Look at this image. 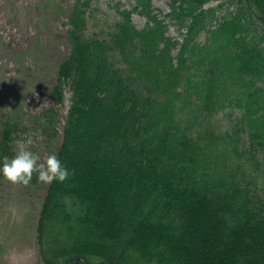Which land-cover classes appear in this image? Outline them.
<instances>
[{
    "label": "trees",
    "instance_id": "obj_1",
    "mask_svg": "<svg viewBox=\"0 0 264 264\" xmlns=\"http://www.w3.org/2000/svg\"><path fill=\"white\" fill-rule=\"evenodd\" d=\"M93 1L69 8L33 119L72 173L28 184L44 192L36 264H264V0H135L89 34ZM25 124L0 101V161Z\"/></svg>",
    "mask_w": 264,
    "mask_h": 264
},
{
    "label": "rangeland",
    "instance_id": "obj_2",
    "mask_svg": "<svg viewBox=\"0 0 264 264\" xmlns=\"http://www.w3.org/2000/svg\"><path fill=\"white\" fill-rule=\"evenodd\" d=\"M75 1L0 0V101L32 128L19 131L18 139L31 138V150L39 152L42 159L55 154V141L49 143L46 136L36 131L33 119L53 105L50 84L55 80L58 62L69 49L65 22ZM151 2L163 12L169 9L167 0ZM134 4L135 0H94L88 11V33L107 28L117 18V7L130 9ZM214 4L216 1H211L206 6ZM132 21L141 28L146 19L134 13ZM169 33L176 36L173 26ZM69 95L66 91L62 104L57 105L55 140L62 133ZM228 114L229 109H225L216 115V127L227 124ZM43 195L39 184L24 186L6 179L0 181V264L38 263L35 229Z\"/></svg>",
    "mask_w": 264,
    "mask_h": 264
},
{
    "label": "clouds",
    "instance_id": "obj_3",
    "mask_svg": "<svg viewBox=\"0 0 264 264\" xmlns=\"http://www.w3.org/2000/svg\"><path fill=\"white\" fill-rule=\"evenodd\" d=\"M42 139V138H40ZM33 140L17 139L16 152L12 157L4 156L0 161V175L12 184L27 186L33 175L39 182L50 184L54 180L64 182L72 173L61 163L56 154H48L43 159L39 152L31 150Z\"/></svg>",
    "mask_w": 264,
    "mask_h": 264
}]
</instances>
